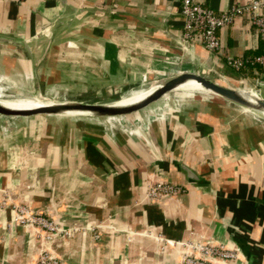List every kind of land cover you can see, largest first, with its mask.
<instances>
[{
  "label": "crops",
  "instance_id": "crops-1",
  "mask_svg": "<svg viewBox=\"0 0 264 264\" xmlns=\"http://www.w3.org/2000/svg\"><path fill=\"white\" fill-rule=\"evenodd\" d=\"M198 1L220 11L252 0ZM183 26L181 0H0V79L28 96L68 90L83 102L116 101L183 71L255 90L259 68L225 62L263 51L247 19L218 31L223 54L185 42ZM180 98V108L136 112L131 127L0 115V264L38 259L13 203L78 228L46 244L69 264H183L186 250L166 240L234 248L233 229L253 257L228 264H264V117L209 92ZM153 181L185 192L150 199Z\"/></svg>",
  "mask_w": 264,
  "mask_h": 264
},
{
  "label": "built area",
  "instance_id": "built-area-1",
  "mask_svg": "<svg viewBox=\"0 0 264 264\" xmlns=\"http://www.w3.org/2000/svg\"><path fill=\"white\" fill-rule=\"evenodd\" d=\"M181 13L184 18L183 40L185 42H198L211 53H224L218 31L232 24L238 17L247 19L257 29L264 41V0H252L248 4L233 5L227 10L220 11L206 6L198 0H181ZM225 62L237 72L259 68L264 75V49L261 53L252 56L226 54ZM262 87H264V78L257 80L255 88L256 94L264 100ZM183 192H185V188L177 184L153 181L149 185L147 195L150 199H159L164 196H176ZM13 210L14 221L31 227L34 231L35 239L40 246L36 264H69L62 257L53 255L46 244H50L57 237L69 238L78 228L60 225L53 217L36 212L26 204L13 203ZM166 242L171 246L186 250L182 254L183 264H222L216 259H224L230 262L241 256L236 248L228 247L224 243L194 240H166Z\"/></svg>",
  "mask_w": 264,
  "mask_h": 264
},
{
  "label": "water",
  "instance_id": "water-1",
  "mask_svg": "<svg viewBox=\"0 0 264 264\" xmlns=\"http://www.w3.org/2000/svg\"><path fill=\"white\" fill-rule=\"evenodd\" d=\"M194 80L200 83L209 93L222 98L230 103L236 104L245 110L259 114L264 117V100L259 96H248L242 93V88L233 87L223 84L213 78L197 72L183 71L167 79H164L153 87L150 94L130 104H117L115 102H83V101H57L49 102L48 104L37 106L34 108H14L0 102V115L10 118H32L48 115L61 116H76L87 118H104V117H119L131 115L138 112L152 103L162 99L169 92L175 91L179 86L187 81ZM249 91V90H248ZM70 113L72 115H65ZM184 170L188 177L197 183H202L199 176L192 170L184 166ZM238 230H231V237L235 240V247L241 256L252 259L250 254L253 244L249 243L246 238L238 239ZM237 237V238H236ZM243 239V241H242ZM241 241V243H240ZM248 242V246H244ZM244 244V245H243ZM249 250H248V249ZM253 252V251H252ZM209 259V258H206ZM219 262L228 264L224 259H216Z\"/></svg>",
  "mask_w": 264,
  "mask_h": 264
},
{
  "label": "rangeland",
  "instance_id": "rangeland-1",
  "mask_svg": "<svg viewBox=\"0 0 264 264\" xmlns=\"http://www.w3.org/2000/svg\"><path fill=\"white\" fill-rule=\"evenodd\" d=\"M242 89H244V88H242ZM244 90L254 91L255 95H256V90H250V89H244ZM262 93L264 95V90ZM198 94L200 95V94H202V92H194V91H187V90H175V91L169 92L165 97H163L162 99L152 103L151 105L147 106L146 108H144L142 110H145V112L152 110L154 112V111H156V109H158L159 106L164 105L166 107L167 106L169 107V105H170L171 107H174L177 105V103H181V105H182V104H184V99L180 98V96L184 97L186 95L188 96V95H198ZM83 96H84V93H83L82 97ZM80 97H81V93L79 94V92H71L68 90L60 91L59 93L57 92V90H54L50 94H48L47 96H43V97L42 96H40V97L28 96V95H25L18 90L10 88V86H8V84L4 83V81H2V79H0V100H2V101H6V100L7 101L8 100H10V101L11 100L12 101H21V100H30V99H32L34 101L43 100L45 102L80 101V100H78V99H80ZM259 97H261V96H259ZM90 98H95V96H92ZM84 102H90V101H84ZM177 107L180 108L179 105H177ZM214 107H218V106L215 105ZM218 109L225 111L224 108H218ZM141 114H143V113H141ZM53 116H56V118H60V119H71V120L77 119L76 116H61V115H53ZM51 118H54V117H52V115L47 116V119H51ZM12 119H16V118H12ZM104 119H106V117H104ZM137 119H139V115L135 112V113H133L131 115H127V116L107 118L106 121L107 120H114V121H117L119 123L121 122L123 126L131 127L136 123L135 121H138ZM90 120H93V119H90Z\"/></svg>",
  "mask_w": 264,
  "mask_h": 264
},
{
  "label": "bare ground",
  "instance_id": "bare-ground-1",
  "mask_svg": "<svg viewBox=\"0 0 264 264\" xmlns=\"http://www.w3.org/2000/svg\"><path fill=\"white\" fill-rule=\"evenodd\" d=\"M152 90H153V87L134 88V89L128 90L127 92L124 93V95L120 99L113 101V102H115L117 104H130V103L136 102L138 100H141L142 98H144L145 96L150 94L152 92ZM177 90H187V91H194V92H210V91L206 90L200 83H198L194 80L187 81L186 83L179 86ZM242 93H244L248 96H258L257 94L255 95L254 91L242 90ZM0 102L2 104L8 105L10 107L20 108V109L34 108V107L45 105V104L49 103V102H45L43 100L34 101L32 99L21 100V101H12V100L11 101L10 100L2 101V100H0ZM65 115H72V114L67 113Z\"/></svg>",
  "mask_w": 264,
  "mask_h": 264
}]
</instances>
